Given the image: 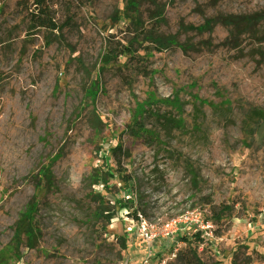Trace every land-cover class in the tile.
I'll return each mask as SVG.
<instances>
[{"label":"rangeland","instance_id":"1","mask_svg":"<svg viewBox=\"0 0 264 264\" xmlns=\"http://www.w3.org/2000/svg\"><path fill=\"white\" fill-rule=\"evenodd\" d=\"M48 3L63 28L32 29L31 2L0 0V249L35 198L41 238L14 264H264V0ZM253 14L251 29L191 30ZM168 98L183 107L146 118L157 137L130 136L138 108ZM51 160L52 189L35 178ZM135 211L199 213L207 246L191 227L148 246Z\"/></svg>","mask_w":264,"mask_h":264},{"label":"trees","instance_id":"2","mask_svg":"<svg viewBox=\"0 0 264 264\" xmlns=\"http://www.w3.org/2000/svg\"><path fill=\"white\" fill-rule=\"evenodd\" d=\"M24 2L28 3L31 2V6H34V9L29 11L30 21H31V27L32 29L36 28H45L49 30H58L65 26L58 25L57 21L55 20L54 13L52 12V9L50 8V5L48 3V0H23ZM128 6L129 7H135V0H128ZM261 19V16L258 14L253 15H244V16H228L224 18L215 20H208L206 23H204L201 26L193 27L191 30L197 31V32H206L211 31L213 29V26L220 22L221 24L228 26V27H242L243 29H251V27H255L257 23H259ZM164 21L163 13L159 14V23ZM154 43H156L157 52H164L168 50L171 47L179 46L180 45L173 39H164L161 37L154 38ZM126 51H130V48H125ZM124 51V52H123ZM125 50L120 51V55H123L126 53ZM114 58V56H111V54L108 52L105 55V61H110ZM197 103L200 105H207L205 102H200L197 98H194ZM153 108L154 110L148 111L145 106L138 108V114L135 116L134 121L132 125L128 128V133L133 138H144V137H157L155 132L152 130H149L146 127L145 120L147 117H154L156 119H162L163 115L159 112L160 107H171V109H176L178 112L182 110L183 104L179 103L177 99L170 100L168 99H161L158 101H153ZM207 106L214 110H222L227 109L230 107L229 102L223 103L222 105H214L209 103ZM252 115L258 119H264V111L260 109H254L252 111ZM169 121H174V123L177 124L178 127L183 128L182 122L179 120H172L169 119ZM119 149L114 148L113 153H116ZM54 161H50L48 165H44L39 172L35 175V178L37 179L38 183L44 182L47 187L52 189L54 187V176L51 171V167L53 165ZM130 178L128 177L127 180ZM126 180V179H125ZM37 183V184H38ZM38 202H36L35 198H33L26 210L21 214L18 221L15 223L14 226V235L10 243H8L5 247H2L0 249V264H14L17 260H20L22 258V247L26 246L28 248H35L40 241L41 238V231L36 223V215L38 213ZM106 218V222L110 223L113 216L108 214H103ZM134 215L137 217V211L134 212ZM197 256L194 252L192 253H186L182 254L180 256L181 259L184 260H192L197 259Z\"/></svg>","mask_w":264,"mask_h":264},{"label":"built area","instance_id":"3","mask_svg":"<svg viewBox=\"0 0 264 264\" xmlns=\"http://www.w3.org/2000/svg\"><path fill=\"white\" fill-rule=\"evenodd\" d=\"M135 220V231L148 246L154 245L156 242L172 244V240L180 231H185L187 227H191L195 235L202 237L199 239V249L203 251L208 243L206 237L212 232L209 231L211 226L201 221L199 213L185 214L161 225L152 224L140 214H137ZM132 229L133 227H130L128 230L132 231Z\"/></svg>","mask_w":264,"mask_h":264}]
</instances>
